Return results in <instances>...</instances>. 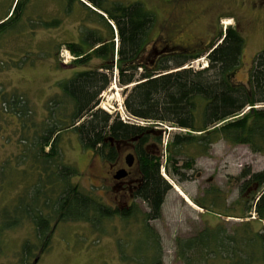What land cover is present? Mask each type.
Wrapping results in <instances>:
<instances>
[{
    "label": "trees",
    "instance_id": "1",
    "mask_svg": "<svg viewBox=\"0 0 264 264\" xmlns=\"http://www.w3.org/2000/svg\"><path fill=\"white\" fill-rule=\"evenodd\" d=\"M32 1L15 0L10 12L0 19V39L21 35L27 29L34 33L37 27H60L61 16L44 19L34 17V11L28 12ZM57 1L60 15L70 16L77 6L82 8L80 40L53 42L49 49L56 47L58 55L66 46L75 57L73 64L83 68L56 83L59 93L47 102L45 121L40 122V131L34 129L30 147L28 138H24V154L14 165L8 160L0 167V191L17 187V178L24 185L23 191L19 190L0 209V238L4 231L30 222L43 252L49 248L53 230L60 222H86L100 230L105 222L119 218L138 225L136 239L125 235L119 241L123 252L126 245L132 246L131 261L164 264L161 236L151 222L162 217L167 195L173 189L166 175L178 178L180 183L189 179L187 174L195 166L194 156L183 163L179 157L189 155L192 147L206 154L221 140L264 153V50L255 56L248 82L239 84L233 82L232 75L241 64L245 38L235 25L222 31L206 53L190 54L156 44V14L141 1ZM41 50H27L29 55L23 56L22 61H12L22 66L50 55L49 50ZM202 56L207 59V67L188 66ZM94 59L102 63L90 67ZM114 75L116 84L123 88L124 110L136 122L99 106ZM6 102L22 118V128L27 129L24 133L28 135V128L36 125L26 118L32 111L19 96L11 95ZM162 126L181 129L169 131L164 159L150 150L152 143L164 145L162 134L167 130L157 128ZM66 131L76 132L83 148L111 164L120 157V143L133 144L140 176L130 187L133 202L129 206L109 205L100 195L84 191L73 181L80 172L62 155L61 140ZM237 182L241 213L232 207L225 211L218 208V189L211 190L213 198L209 203L192 199L219 221L204 225L188 238L177 239L176 255L183 264H216L220 259L228 264H264V169L253 171L246 166ZM138 199L146 204V210L136 203ZM222 216L243 220L231 232L227 229L231 222ZM136 245L144 250L134 251ZM37 248L26 240L21 262L34 264Z\"/></svg>",
    "mask_w": 264,
    "mask_h": 264
},
{
    "label": "rangeland",
    "instance_id": "2",
    "mask_svg": "<svg viewBox=\"0 0 264 264\" xmlns=\"http://www.w3.org/2000/svg\"><path fill=\"white\" fill-rule=\"evenodd\" d=\"M124 3L141 1L152 10L157 17V24L153 32L156 44L167 50L199 52L208 51L210 45L218 40L220 33L229 25H237L245 38V47L239 68L233 73L235 83H247L253 67L255 56L264 50V0H117ZM15 0H0V19L4 18L12 9ZM57 0H34L28 7V12L34 11V17L39 15L44 19L55 16L62 17L59 28H36L35 32L27 29L21 35H9L0 39V167L8 160L12 165L19 156L24 154V138H28L29 147L34 129L40 131V122L45 121L46 104L49 99L59 93L56 83L73 76L83 67L73 64L75 57L63 46L57 55V48L49 49L53 42L62 43L68 40L79 41L80 21L83 10L76 7L75 12L63 15ZM37 18V20L39 19ZM160 37H158V35ZM160 39V40H159ZM116 44L118 38L115 37ZM206 44V45H205ZM49 50L50 55L40 58L36 62L17 66L12 61H22V57L31 51ZM150 46H148V49ZM36 53H32L35 55ZM102 63L94 59L89 66L95 67ZM205 56L192 61L190 66L195 69L207 67ZM116 73V70H115ZM20 97L22 104H26L29 114L28 123L36 122L35 127L28 128L31 136L22 128V118L13 113L6 100L11 96ZM123 88L118 86L115 75L112 85L101 95L100 107L116 115L126 118L124 110ZM249 108H247L248 110ZM136 122V120H128ZM31 124V123H30ZM163 132L164 138L168 133L180 131L179 128L157 127ZM25 145V147H24ZM150 150L164 159V145L152 143ZM120 158L111 165L96 155L92 150L83 148L76 132L66 131L61 140V151L67 162L74 164L80 174L73 178L80 187L87 192H94L102 200L112 206H129L133 202L130 187L140 176L138 166L130 170V178L125 184L116 185L112 177L118 169L127 167L124 156L134 153L131 142L120 143ZM195 157V166L189 170V179L178 183L168 175L166 178L173 185L163 206L162 217L151 224L160 234L162 240V260L164 264H183L176 255V241L178 238H188L202 229L204 225H214L219 218L210 210L200 207L192 199L209 203L213 194L211 190H219L218 208L225 211L235 209L236 213L243 210L239 202V188L237 177L241 171L249 166L253 171L264 169V153H255L247 145H233L223 140L214 144L208 153H200L196 148L189 149V155L180 156V163ZM20 162V160H19ZM24 166V165H23ZM164 172V171H163ZM164 174H166L164 172ZM23 175V173H22ZM21 187L17 185L12 190L0 191V209L23 191V182L17 178ZM23 187V188H22ZM186 194L190 200L179 192ZM210 190L207 194V190ZM142 210L147 206L140 199L136 203ZM231 225L227 227L231 232L236 223L243 219L225 217ZM134 222V221H133ZM125 223L119 218L105 222L103 228L95 229L86 222H60L53 230L49 241V248L40 252L41 241L37 237L35 227L30 222L6 230L0 238V264H23L22 245L26 240L37 245L34 264H137L129 256L132 246L126 245V252L121 250L119 241L125 235L127 239H136L138 225ZM264 225V223H263ZM134 236V237H133ZM124 243H127L124 242ZM133 245V244H132ZM140 245V244H139ZM137 246V245H136ZM143 247L137 246L134 251L142 252ZM143 256V255H142ZM125 259H124V258ZM216 264H228L219 260Z\"/></svg>",
    "mask_w": 264,
    "mask_h": 264
},
{
    "label": "flooded vegetation",
    "instance_id": "3",
    "mask_svg": "<svg viewBox=\"0 0 264 264\" xmlns=\"http://www.w3.org/2000/svg\"><path fill=\"white\" fill-rule=\"evenodd\" d=\"M235 26L239 28V26H237V25H235ZM205 45H206V44H205ZM196 53H199V51L196 50V51H194V52H190V54H196ZM120 154H121V153H120ZM130 154H133L134 157H135L134 164H133L131 167L128 166L127 161H126V157H127V155H129V154H127V155L124 156V158H123L124 161H125V163H126V165H127V167H122V168L118 169L117 172L112 176V177L114 178V180L116 181V185H117V186H121V184H125V182H127V178H130V174H131L130 170L134 167L135 163H136V165H137V158H136V156H135V152H134V153H130ZM119 158H120V157H119ZM118 160H119V159H118ZM110 164H111V163H110ZM111 165H113V164H111ZM121 169H125V170L127 171V175H126L124 178L117 179V178H116V174H117L118 171L121 170ZM136 180H137V179H135V180L133 181L132 185H129V186H133V185H134V182H135ZM127 184H129V183L127 182Z\"/></svg>",
    "mask_w": 264,
    "mask_h": 264
},
{
    "label": "water",
    "instance_id": "4",
    "mask_svg": "<svg viewBox=\"0 0 264 264\" xmlns=\"http://www.w3.org/2000/svg\"><path fill=\"white\" fill-rule=\"evenodd\" d=\"M126 161H127L128 166L131 167L134 164V161H135L134 155L133 154L127 155ZM126 175H127V171L125 169H121L116 174V178L117 179H121V178H124Z\"/></svg>",
    "mask_w": 264,
    "mask_h": 264
},
{
    "label": "built area",
    "instance_id": "5",
    "mask_svg": "<svg viewBox=\"0 0 264 264\" xmlns=\"http://www.w3.org/2000/svg\"><path fill=\"white\" fill-rule=\"evenodd\" d=\"M126 118H128L127 121L128 120H135L134 118L130 117L128 114H127ZM123 119L126 120L125 118H123ZM166 145H167V139L164 141V147H166Z\"/></svg>",
    "mask_w": 264,
    "mask_h": 264
},
{
    "label": "bare ground",
    "instance_id": "6",
    "mask_svg": "<svg viewBox=\"0 0 264 264\" xmlns=\"http://www.w3.org/2000/svg\"><path fill=\"white\" fill-rule=\"evenodd\" d=\"M177 188H178V187H177ZM178 189H179V188H178ZM179 192H180L181 194H183L189 202L192 203V201L190 200V198H189L186 194H184L183 191H182L181 189H179Z\"/></svg>",
    "mask_w": 264,
    "mask_h": 264
}]
</instances>
